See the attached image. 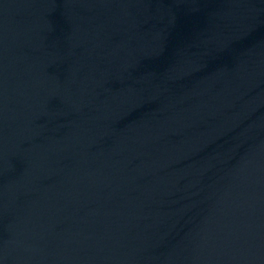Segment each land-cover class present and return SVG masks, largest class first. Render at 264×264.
I'll return each instance as SVG.
<instances>
[{
  "label": "water",
  "instance_id": "obj_1",
  "mask_svg": "<svg viewBox=\"0 0 264 264\" xmlns=\"http://www.w3.org/2000/svg\"><path fill=\"white\" fill-rule=\"evenodd\" d=\"M0 264H264V0H0Z\"/></svg>",
  "mask_w": 264,
  "mask_h": 264
}]
</instances>
